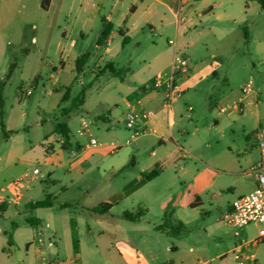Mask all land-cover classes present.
I'll list each match as a JSON object with an SVG mask.
<instances>
[{"label":"crops","instance_id":"obj_1","mask_svg":"<svg viewBox=\"0 0 264 264\" xmlns=\"http://www.w3.org/2000/svg\"><path fill=\"white\" fill-rule=\"evenodd\" d=\"M41 3L42 0H6L0 6L1 53L4 54L12 45L11 41L2 42L3 29L11 26L38 30L44 27L41 16L43 13H66L69 17L75 12L81 22L82 39L87 36L89 30L95 29L96 47L103 49L104 54L100 60L110 58L106 66L107 71L100 70L99 74H107L110 70L114 80L106 82L102 90H121L120 98L118 95V100L114 101L113 105L99 102L91 112L102 120L103 110L112 113V106L123 102L124 110L120 119L106 121L107 130L115 129V126L119 125L117 123L121 122L126 127L124 118L128 111H147L149 118L145 122L138 123L134 129L126 128L129 134L122 142L119 137L113 136L111 143H105L99 147L88 145L90 148L97 147L94 148L95 153L91 157L96 154L100 162L95 166H89L85 171H92L95 167L100 178L117 176L119 181L115 185L110 182L111 178L106 179L110 189L106 188V180L96 182L95 186L99 192L93 199L90 197V203L88 196L91 194L89 190L91 186L79 185L77 190L82 200L87 203L71 201L59 206L66 209L74 205L82 209L80 214L86 218L88 237L86 243H82L80 220L83 219L70 217L67 210L58 212L53 202L57 198L56 195L46 193L45 197L47 195L52 197V206L46 207L49 213L42 223L54 236V240L57 237V241H53L48 250L47 243L42 238L43 230L31 228L33 236L28 243L31 246L26 245V254H24L21 251L23 242L19 240L22 235V226L12 223V230H7L0 223V264H17L16 260L19 258L23 259L20 262L28 264L43 262L45 259H54L66 264H211L217 259L222 260L227 255L224 249L221 248L214 253L202 250L203 245H200L199 240L193 236L194 230L191 227L194 222H197V217L179 220L173 216V213L176 214L180 208H187V205H178L177 209L174 205H169L172 202L170 188L178 183L181 184L183 169L176 163L166 167L161 166L157 159L158 148L154 146L156 141L160 145L170 142L178 152H185L177 143L179 136L186 132L185 129L178 128V122L185 117L184 114H180V109L186 107L187 111H193L192 102L205 104L210 93L214 91L215 83L220 75L214 61L206 55L201 57L198 54L199 43L203 42L204 46H208L213 39L223 41L236 30L238 24H249L254 12L258 17L261 16L259 12L261 7L258 2L246 0H79V2L49 0L46 10L41 7ZM178 15L184 17L180 24H177ZM105 24H111L113 29L105 44L99 46L97 41ZM46 27L49 30L54 29L55 24L51 21L46 24ZM118 36L122 38L121 42L118 41ZM63 39L68 42L66 33ZM170 40L173 43H170ZM77 43L78 41L75 40L70 46L66 44L64 47H59L58 45V50L61 51V67L60 69L53 67V70H65L68 66L67 59L78 58ZM38 49L43 52V46H39ZM206 51L213 59L221 52L213 47H207ZM177 54L189 60V67L179 72L176 82L180 94L172 105L167 107L165 93L151 90L149 86L158 73L170 69ZM223 80H226V76ZM71 87L72 84L67 86V88ZM246 97L243 98L239 111L232 110L229 113L218 111V105L221 103L233 105L237 100L235 96L227 102L219 103L216 109L220 115L241 113L244 110ZM247 103L253 104L254 101L248 100ZM86 105L84 100L81 107L87 108ZM86 112L89 111L86 109ZM10 122V119L4 120L6 130L9 131L13 130L9 125ZM82 126L88 129L85 121L82 122ZM135 131L145 132L127 143ZM143 142H147L151 149L142 148ZM63 149L51 145L49 149L41 151L36 157H29L27 154L20 153V150L0 147V194H2L0 200L7 202L4 211H0V219L8 220L20 214V211H17L6 216L12 200H20L24 196L27 200L25 207L28 209L32 208L29 206L31 203L40 201L30 199L28 194L32 189L31 186L22 188L20 183H15L14 193H9L8 185L15 181V174H19L26 167L34 166L36 162L61 169H65L69 163V170L78 167L79 163L76 161L80 153L76 154L69 145H66L67 152ZM148 152L152 161L147 165H140V162L136 161L137 156H147ZM67 154L69 157L66 156ZM172 158L169 156L168 160ZM259 158L258 151V157L250 165L249 176L252 175L251 169ZM35 168L39 169L34 166L33 169ZM79 172L82 174L84 169H80ZM169 173L173 180H169ZM39 174L40 172L26 177L28 183L31 179L37 180ZM49 174L46 172V175ZM40 178L45 181V175L42 174ZM51 183L55 186L59 185L64 192L69 191L62 185L61 179ZM252 183L253 185L256 183L255 174ZM247 190H237L235 199L248 193ZM158 199L161 200L162 205L159 206V211H156L153 200ZM180 200L182 198H179V202ZM230 203L223 208L222 213L230 207ZM102 204L109 208L105 213L93 211V208ZM189 206L192 213L196 211L197 203H191ZM117 209L119 211L116 216L114 212ZM125 213H131V219L125 217ZM27 219H25L26 225L32 226ZM31 219L37 220L34 226L41 224L38 218ZM6 233H11L13 236L11 246L7 245ZM216 241L217 247H221L224 243L228 244L224 238L217 237ZM244 243L246 245L243 246ZM248 243L249 240L238 244L234 242V246L227 251L232 253L234 248L242 245L241 251L252 258L254 264H257L258 259L252 253L253 247L257 246ZM224 262L222 260V264H225Z\"/></svg>","mask_w":264,"mask_h":264},{"label":"rangeland","instance_id":"obj_2","mask_svg":"<svg viewBox=\"0 0 264 264\" xmlns=\"http://www.w3.org/2000/svg\"><path fill=\"white\" fill-rule=\"evenodd\" d=\"M74 1L79 2V0ZM5 2L6 0H0V6ZM259 12L261 16L258 17L254 12L249 24H238L236 30L232 31L225 40L219 42L213 39L208 46H204L203 42L199 43L198 54L201 57L208 56L219 70L216 87L205 104L199 101V104L192 102L193 111H187L186 107L180 109V114H184L185 117L178 122V128L185 129L186 132L179 136L177 143L185 152H178L170 142L160 145L156 141L154 146L158 148L157 159L161 166L166 167L176 163L183 169L181 184L178 183L170 188L172 202L169 205H174L176 209L178 205H187V208H180L176 214L173 213V216L179 220L197 217V222H194L191 227L194 230L192 235L199 240L200 245H203L202 250L214 253L221 248L224 249L227 253L222 259L225 264H236L234 254L227 251L234 246V242L238 244L254 239L259 231L264 229V223L234 228L221 221L223 208L228 203L231 202L230 205L233 203L237 190L248 189L247 191L250 192L256 187V183L255 185L252 183L254 173L251 176L248 173L250 165L258 157L256 131L264 127V10L259 9ZM41 16L43 28L35 30L36 28L9 26L1 32L2 42L11 41L12 44L4 54L0 51V85L3 86L5 82L3 117L4 120H11L9 125L13 130L10 131L14 133L10 135V139V136L4 138L0 124V147L20 150V153L27 154L29 157H36L41 151L49 149L51 145L63 149L64 136L57 131L61 128L67 132L68 145L71 149L76 154L80 153L77 157L79 159L75 160L79 165L69 170V163L65 169H61L36 162L34 166L40 170L37 180L31 179L28 183L27 178L32 175L34 166L26 167L22 172L14 175L15 181L8 185V189L9 193H14L15 183H20L22 188L31 186L28 197L30 196L33 201L43 200L46 193L55 194L57 198L53 202L58 212L67 210L70 217L83 219L80 220L82 243H86L88 239L86 218L80 214L82 209L74 205L66 209L59 206L71 201L85 202L77 190L79 185L91 186L89 189L91 194L88 196L90 203V197L93 199L99 192L95 186L96 182L111 178L112 184H118L117 176L100 178L95 167L92 171L85 170L100 162L96 154L91 157L95 153L94 148H97L88 147L92 138L97 141L99 147L105 143H111L113 136L119 137L122 142L129 134L122 122L117 123L119 125L115 126V129H106V121L120 119L124 104L121 102L117 106H112V113L103 110L102 120L91 112L99 102L113 105L114 101L118 100V95L120 98L121 91L102 90L106 82H113L114 75H111L110 70L107 74H99L100 70L107 71L106 66L110 58L100 60L104 54L103 49L96 47L95 29L89 30L87 36L82 39L81 22L77 13L74 12L69 17L66 13L59 12L43 13ZM51 21L54 22L55 27L49 30L46 24ZM99 24H101L100 21ZM244 27L247 30L248 39H245ZM64 33L67 35L68 42L63 39ZM117 38L118 41H122L120 36ZM75 40L78 41L76 47L78 58L88 54L84 71L78 73L74 68L78 58L67 59L68 66L65 70H53V67L56 69L61 67V51L58 50V45L59 47H64L66 44L70 46ZM1 46L0 43V48ZM39 46H43V52L39 51ZM207 47L217 48L221 52L219 55L216 54L215 59L210 58L211 54L207 53ZM13 63L16 64V68L11 77L6 79V74ZM224 76L226 80H223ZM249 81L253 83V92L246 98L253 100L254 103H247L248 100L245 98L244 110L241 113L220 115L216 106L221 102L229 101L233 96L238 97L242 87ZM69 84H72V87L68 91ZM89 84L92 85L85 96L87 108L79 107L70 113H65L73 98ZM28 92H30L29 96H27ZM86 109L89 112H86ZM83 120L88 126L87 130L82 126ZM148 145L147 142L141 144L142 148L146 147L150 150L151 147ZM63 150L67 152V149ZM66 156L69 157L68 154ZM169 156L173 158L168 160ZM136 161L144 166L152 159L149 158L148 152L147 156H137ZM80 169H84L82 174L79 172ZM46 172L50 174L46 175ZM42 174L45 175V181L40 178ZM169 174V180H173L171 173ZM56 179H61L62 185L69 191L64 192L59 185L55 186L51 183ZM107 182L108 180L105 182L106 188L110 189ZM179 198H182L180 202ZM26 203L24 196L20 200H12L6 216L17 211H20V214L8 220L1 218L0 223L7 230H12V223L22 226V235L19 240L23 242L21 251L24 254H26L25 247L33 236L31 228L43 230L42 238L46 241L49 250L52 242L57 241V237L54 240V236L42 223L48 217L49 209H28L25 207ZM153 203L155 210L159 211V206L162 205L161 200H153ZM191 203H197L196 211L193 213L189 206ZM118 211V209L115 210L114 215L117 216ZM26 218H38L41 224L26 225ZM217 237L226 239L228 244L224 243L221 247H217ZM252 253L258 259L257 264H264V243L253 247ZM22 260L19 258L16 262ZM222 260L217 259L211 264H222Z\"/></svg>","mask_w":264,"mask_h":264},{"label":"built area","instance_id":"obj_3","mask_svg":"<svg viewBox=\"0 0 264 264\" xmlns=\"http://www.w3.org/2000/svg\"><path fill=\"white\" fill-rule=\"evenodd\" d=\"M184 17L177 16V24L183 21ZM173 43L172 40L169 41ZM189 67V60L180 55H176L168 71H162L158 73L152 80L149 89L154 91H162L165 93V105L170 107L173 101L179 96L180 91L177 85V76L180 71H185ZM253 92V83L249 81L242 87L241 94L236 98V102L231 104L221 103L218 105V111L220 113H229L232 110H240V104L243 102V98ZM30 95V92L27 93ZM149 118V112H132L128 111L125 114L124 124L127 129H134L138 123L145 122ZM85 128V127H84ZM145 131H135L131 139L127 140L130 143L133 139H136L140 134ZM258 140V150L260 158L256 164L253 165L251 171L255 174L256 187L244 194L243 196L235 199L229 208H226L221 215V221L225 225L232 226L234 228L247 227L250 224L264 223V127H260L256 131ZM93 146L97 145L95 139H91ZM39 169H33L32 174H38ZM247 243V242H246ZM246 243L243 244L246 245ZM260 243H264V229L259 231L258 236L254 239H250L248 244L258 246ZM242 245L237 246L232 250L236 264H254V260L241 251ZM17 264H28L24 262H18ZM36 264H66L54 259H45L43 262Z\"/></svg>","mask_w":264,"mask_h":264},{"label":"trees","instance_id":"obj_4","mask_svg":"<svg viewBox=\"0 0 264 264\" xmlns=\"http://www.w3.org/2000/svg\"><path fill=\"white\" fill-rule=\"evenodd\" d=\"M48 1L49 0H42L41 3V7L46 10L48 7ZM247 2L249 1H256L258 2V4L260 5L261 9L264 10V0H246ZM113 29V26L111 24H105L99 39L97 41L99 46H103L107 40V38L110 36L111 31ZM244 30V36L245 39H248V33L246 28H243ZM88 61V54H84L81 57H79L76 60V71L78 73H82L84 71L85 65ZM16 68V64L13 63L10 68L8 73L6 74V79L11 77V74L13 72V70H15ZM3 86L2 84L0 85V124H1V128L3 131V135L4 138H8L12 133H14L13 131H9L6 130L5 124H4V115H3V106H4V102H3V89L5 86V82H3ZM91 84L87 85L86 87H84L79 94L73 98V100L71 101V105L68 109L65 110V113H70L73 109H77L79 107H81L84 104V100H85V96L87 93V90L90 88ZM68 91L70 90V88L67 89ZM60 134H62L64 136V141H63V148L66 149V145H68V136H67V132L64 129L59 128V130H57ZM154 174V173H153ZM7 206V202L5 200H0V211H4V208ZM32 208H46V207H50L52 206V197L51 195H47L43 200L31 203L29 205ZM109 208L107 207V205L102 204L99 205L96 208H93L94 212H99V213H105ZM125 217L130 218L131 219V213H125L124 214ZM28 223L31 225H35V222L37 221L36 219H31L28 218L27 219ZM7 236V245L11 246L13 245V236L11 233H6L5 234Z\"/></svg>","mask_w":264,"mask_h":264}]
</instances>
